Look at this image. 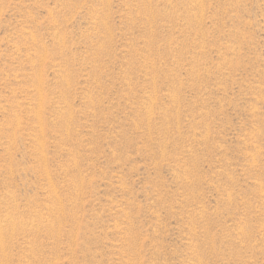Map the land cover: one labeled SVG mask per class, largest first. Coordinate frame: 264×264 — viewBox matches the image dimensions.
Wrapping results in <instances>:
<instances>
[{
	"label": "rangeland",
	"instance_id": "1",
	"mask_svg": "<svg viewBox=\"0 0 264 264\" xmlns=\"http://www.w3.org/2000/svg\"><path fill=\"white\" fill-rule=\"evenodd\" d=\"M0 264H264V0H0Z\"/></svg>",
	"mask_w": 264,
	"mask_h": 264
}]
</instances>
